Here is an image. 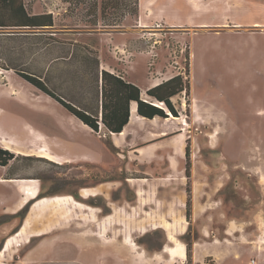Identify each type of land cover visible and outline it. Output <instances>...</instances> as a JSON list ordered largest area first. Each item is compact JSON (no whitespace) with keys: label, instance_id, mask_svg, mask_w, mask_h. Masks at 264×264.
<instances>
[{"label":"rangeland","instance_id":"obj_1","mask_svg":"<svg viewBox=\"0 0 264 264\" xmlns=\"http://www.w3.org/2000/svg\"><path fill=\"white\" fill-rule=\"evenodd\" d=\"M25 1L34 14L51 13L55 27L0 30V136L10 145L0 143V149L14 156L4 174L38 178L39 197L70 196L73 202L44 210L34 229L44 234L32 236V230L16 237L0 264H192L191 245L186 259L177 261L164 249L173 246L169 236L186 247L192 244L195 223L187 220L189 229L179 236L180 211L172 213L171 221L154 222L152 215L135 208L136 194L140 196L142 189V196L150 201L148 189L155 187L164 191H154L153 201L158 194L166 202L185 193L187 200L186 188L192 190L193 184L204 200L203 188H210L214 195L208 200L217 202L219 226L235 219L239 223L257 220L264 228V0H125L128 7L123 9L112 7L110 0ZM102 1L110 5L103 18L98 10L100 25L86 29L85 24L94 19L88 13L89 3L99 7ZM140 2L150 26L146 29L136 27ZM224 2L222 10L215 8ZM102 23L116 25L103 28ZM74 41L79 47L59 43ZM86 45L95 47L118 73L139 55L145 69L140 64L136 78H142L145 70L155 83L177 75L188 83L189 93L171 101L177 111L184 106L187 126L176 120L161 121L169 125L162 134L172 136L165 143L171 154L170 169L175 171L182 158L183 173H176L172 183L162 179L167 176L162 158L152 165L138 164L162 145L140 148L139 157L116 149L117 140L108 134L94 133L75 118L66 121L50 107L71 117L65 109L15 72L41 77L67 102L96 109L95 70L83 61L93 57L83 49ZM115 45L121 53H115ZM198 102L202 107L194 118L191 105ZM36 137L46 140L62 163L39 156L40 150L31 152L28 146ZM92 188L98 189L97 196H81L82 189ZM123 206L132 215L107 228L105 223L114 216L110 208L115 212ZM24 216L17 217L11 233ZM9 220L0 217V225ZM7 240H0V249Z\"/></svg>","mask_w":264,"mask_h":264},{"label":"crops","instance_id":"obj_2","mask_svg":"<svg viewBox=\"0 0 264 264\" xmlns=\"http://www.w3.org/2000/svg\"><path fill=\"white\" fill-rule=\"evenodd\" d=\"M225 5H226L225 2L222 4L220 3V4H217L215 8H220V10H222L223 7H226ZM141 7H142V2H140V5H139V14L137 16V21H136L138 25L136 27L140 29H146V28H149L150 26L146 22L147 15L146 13L142 12ZM42 13H48V12H42ZM89 47L92 48L91 46ZM92 49H94V51H96L97 53V57L99 60V71L105 70L110 73L121 74L122 77L126 81L134 84L140 89L141 100L155 105L154 103L156 102L155 101L156 99L149 97L146 94V92L160 85L163 82L161 81L156 82V83L153 82L152 79H149L147 77V75L145 74V70L143 71L142 78L135 77V71L137 70V67L140 66V64H142L143 69H145L143 58H138L139 55H136V57L131 59L128 63L126 62L123 72L118 73L114 65L106 63L101 58V55H99L95 47ZM115 49H117L116 51H118L115 53L117 54L121 53L119 52L121 49L118 48V45H115ZM140 59H143V60H140ZM167 80L168 79L166 80L164 79V82ZM172 100L173 99L171 98V101ZM133 105H135L136 107V104L132 103L130 106V112H131ZM199 107H202L199 102H198V105H196V103H193L191 105L194 118L198 114ZM50 108L57 110L59 115L64 116L66 121L68 120V122H71L72 119H74L73 116H71L73 118L66 117V115L62 113L58 108H55V107H50ZM182 111H183V108L180 106V110H178L179 116L176 118L177 119L176 121H178V123H181V121L184 120L185 116L183 115ZM130 118H131V115H129V121L123 129L125 133L123 137H120L117 135H111V138L116 139L118 142V144H115L116 147H120V145H124L122 148H116V149H120V150L125 149L128 153H131L132 155L139 157L140 154L138 151H140L139 150L140 148H146V147H150V146L158 145V144L162 145L161 148L155 149L152 155L149 153L148 154L149 156L145 160H143L141 163L138 162V164L142 165V164H145V163L148 164L151 162V165H152V162L154 159L162 158V161L166 164L165 169L167 170V176L162 179L172 183V180L174 179L175 174L177 173L181 175V173L183 172L181 169H179V166H180L179 162L182 158L178 160L177 169L175 171L170 169V163H169L168 157L171 154H170V149L165 145V143L172 136H169L170 133H168L167 135L162 134L164 132V129L167 127L166 125L168 124H165L164 126L163 123L161 122L162 120H164L162 118L155 117L149 120V119H145L143 117L138 116L136 112H135L134 120L131 121ZM198 121L199 119L195 120V122H198ZM199 122L203 123V121H199ZM175 125L176 127H178L177 124ZM78 126L80 125L78 124ZM113 143H115L114 140H113ZM7 168H8V165L0 167V217L11 218V220L5 223H2L0 225V240L4 237L7 239L8 236L10 235L12 236L16 234L17 232H19L20 231L19 228L23 224V221H22L18 230L15 231L14 233H11V231L13 230L17 222L16 221L17 214L25 207L23 206V204H21V190L19 189V185L17 186L18 184L17 181L23 180V179L25 180L26 179H36L38 180L37 191L41 193V189H42L41 181L38 178L26 177V176L6 177L4 174V171ZM136 190L137 188L134 187L135 194H136ZM148 191H151L150 201H148L146 198H144V196H142V189H141L140 196L136 194L137 200L135 201V204H136L135 208H137V211L139 210L145 211L147 215L149 214L152 215L153 217L150 220L154 221L155 219L154 222L162 220V219L166 221H171L172 213L175 211H180L182 214L181 222L179 223L180 226L176 228V232L179 236L185 235L189 229L187 227L188 222H187L186 215H185V208H186V201H187L185 191H184L185 193L184 196L183 194H179L178 197L173 196V198L168 200L167 202L162 200L161 198H158V194L163 193L164 189L155 187L154 189H151V188L148 189ZM154 191L158 192V194H156L157 196L155 195L156 196L155 201H153ZM202 194H205L207 198L202 200L201 199L202 195L196 190V187L193 184L192 190H191L190 221L195 223L194 227H195L196 239H194L191 244L192 264H210L209 263L210 261H211V264H264V243H261L262 238H264L263 237L264 228H261V226H259V222L257 220H254V221L249 220L247 222L243 221L242 223H239L235 219H228L222 222L223 223L222 226H219L218 223H220L221 220L216 222V218L219 214V210L216 208L217 206L215 205L217 204V202L212 201L211 203L210 200H208L210 199L212 195H214V193L211 192L210 188L209 189L203 188ZM163 204L166 206V209L163 208ZM108 205H109V201H108ZM146 208H149V210H146ZM110 209H112L111 213H114V216L111 220L105 223L107 225L104 224L105 226H107V228L109 226L111 228H115L114 226H116V222L119 219L121 221L122 217H126V215H129V214L132 215V213H129L126 211V206H123L119 209L115 208L116 209L115 212H113L112 207ZM124 210L127 213L125 215L123 213ZM105 216L106 215L101 217L100 222L102 223L104 222ZM146 219H149V218L146 217ZM155 225L157 224L155 223ZM249 226H251V228H249ZM5 242L6 241H4L1 249L4 247ZM180 244L186 250V244L182 241H180ZM163 248L161 249V251L163 250ZM1 249H0V252L2 251ZM184 259H186V257ZM179 260H182V259H179ZM174 261H177V259H175Z\"/></svg>","mask_w":264,"mask_h":264},{"label":"trees","instance_id":"obj_3","mask_svg":"<svg viewBox=\"0 0 264 264\" xmlns=\"http://www.w3.org/2000/svg\"><path fill=\"white\" fill-rule=\"evenodd\" d=\"M72 0H63L65 3H71ZM88 2L89 0H83ZM94 1V0H91ZM112 7H128L125 0H121L118 4V0H110ZM123 2L125 5H123ZM100 6L96 5V2L89 3L88 13L93 15V20L88 21L85 24L86 29L96 28L98 26L97 12L100 11L101 18L104 17V12L107 5H110L109 1L100 2ZM85 3L82 2V5ZM136 5V4H135ZM136 11H134L135 13ZM137 14V12H136ZM124 16H122L123 18ZM121 18V19H122ZM100 25V24H99ZM116 24H104L103 28H112ZM55 27L54 18L51 13L34 14L31 12L30 5L25 0H0V30L15 29V30H51ZM39 37L40 35L34 34ZM63 45H70L72 47H79L75 42H59ZM83 49L92 55L91 58H84L85 64H89L95 70V81L97 85V101L98 105L96 109L92 108H81L74 104L67 102L63 98L59 97L53 91H51L41 77L28 75L25 73L18 72L15 70L24 81L39 90L44 95L48 96L55 102H57L63 109H65L71 116L78 120L81 124L87 127L94 133L103 132V134L111 135L120 134L124 127L129 121L130 106L132 103L136 104V113L138 116L145 119H153L159 117L162 119L169 118V114L164 109L152 105L146 101L141 100L140 89L134 84L126 81L121 74L110 73L108 71H99V60L96 51L89 46H83ZM73 53L71 56H73ZM63 57H57L56 60H63ZM182 92L188 94L189 86L188 83L183 82L181 75H177L160 85L148 90L146 94L149 97L155 98L156 100L164 103L166 109L173 117L177 118L178 111L174 108L171 102V98L181 94ZM188 112V110H187ZM99 126V124H101ZM101 127V128H100ZM186 156L188 157V147L186 148ZM0 157L2 158L1 166H6L14 156L13 154L7 153L5 150L0 149ZM185 174L187 177L190 175V167L185 168ZM187 201H186V219H190V207H191V190L186 188ZM44 198V197H42ZM38 199L41 197L38 196ZM33 202H28L24 209H22L17 217H23L28 212L27 208ZM29 210V209H28ZM25 217V216H24ZM24 219V218H23ZM190 243L186 247L187 251L190 249ZM188 248V249H187Z\"/></svg>","mask_w":264,"mask_h":264},{"label":"bare ground","instance_id":"obj_4","mask_svg":"<svg viewBox=\"0 0 264 264\" xmlns=\"http://www.w3.org/2000/svg\"><path fill=\"white\" fill-rule=\"evenodd\" d=\"M154 104L157 107L164 109L169 114V118L164 119V121L177 120L175 117L170 115V113L166 109L164 103L155 102ZM182 107H184V106H182ZM135 112H136V107H135V105H133L131 112H130L131 121H133L135 118ZM131 121H130V123H131ZM181 123H182V125L187 126V122L185 120H182ZM124 134L125 133L123 130L120 134H117V136L123 137ZM6 135L7 134H5V136ZM8 136H9V134H8ZM14 140L16 141L17 139H14ZM46 142L47 141L44 140L42 137H38L36 140H32L30 142L28 148L31 149L30 150L31 152H33L34 150H38V151L40 150L41 151L40 153H42V154H40L39 156H41L47 160H51V161L56 162L58 164L62 163V162H60L54 158L55 154L52 152L51 147ZM0 143H3L6 146H10L6 143V141H4L1 138V136H0ZM57 157H59V156H57ZM17 183L19 185V189L21 190V195H22L21 204H23V206H25L28 202H31V201H36V202L32 203L31 208H29V212L23 221V226L21 227L20 232L19 233L17 232V234L16 235L14 234V236L8 237V240L6 241V244L4 245L5 247L0 253V259L6 254V252H8L10 250L11 247L14 246V241H15L16 237H18L20 235L23 236L24 233L30 232V231L35 229V223L40 218V216L42 215V212H44V210H46L47 208L49 209V208H53V207H61L63 205L71 204L73 202L72 198L70 196L51 197V198H45L44 197V198L38 199L39 192L37 191V180H35V179H26V180L23 179V180L17 181ZM97 193H98L97 188L82 189L80 191V194L83 198H90L92 196H97ZM74 202H76V201H74ZM76 203H78V202H76ZM79 204H81V203H79ZM36 234L37 235H43L44 233H41L39 231H35V233L32 236H35ZM169 241L171 243H173V246L165 248L164 251L167 254H169L170 259H172V260L184 259L186 257L185 248L180 243L175 242L171 236H169Z\"/></svg>","mask_w":264,"mask_h":264},{"label":"water","instance_id":"obj_5","mask_svg":"<svg viewBox=\"0 0 264 264\" xmlns=\"http://www.w3.org/2000/svg\"><path fill=\"white\" fill-rule=\"evenodd\" d=\"M155 101H156V102H160V101H158V100H155ZM152 105H153V104H152ZM164 105H165V104H164ZM165 107H166V105H165ZM166 108H167V107H166ZM101 125H102V123H101ZM100 131H101V129H100ZM100 131H99V132H100ZM22 225H23V224H22ZM22 225H21V227H22ZM21 227H20V228H21ZM20 228H19V230H20ZM3 249H4V247H3L1 250H3Z\"/></svg>","mask_w":264,"mask_h":264},{"label":"flooded vegetation","instance_id":"obj_6","mask_svg":"<svg viewBox=\"0 0 264 264\" xmlns=\"http://www.w3.org/2000/svg\"><path fill=\"white\" fill-rule=\"evenodd\" d=\"M2 161H3V160H2V158L0 157V164H2ZM7 165H8V164H7ZM0 167H1V165H0Z\"/></svg>","mask_w":264,"mask_h":264},{"label":"built area","instance_id":"obj_7","mask_svg":"<svg viewBox=\"0 0 264 264\" xmlns=\"http://www.w3.org/2000/svg\"><path fill=\"white\" fill-rule=\"evenodd\" d=\"M99 126H101V124H99ZM101 128V127H100Z\"/></svg>","mask_w":264,"mask_h":264}]
</instances>
